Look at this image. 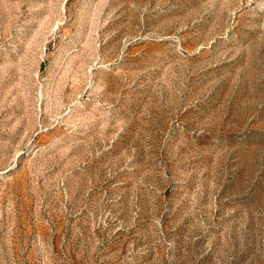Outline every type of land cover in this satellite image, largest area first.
<instances>
[{"label": "rangeland", "instance_id": "1", "mask_svg": "<svg viewBox=\"0 0 264 264\" xmlns=\"http://www.w3.org/2000/svg\"><path fill=\"white\" fill-rule=\"evenodd\" d=\"M0 264H264V0H0Z\"/></svg>", "mask_w": 264, "mask_h": 264}]
</instances>
